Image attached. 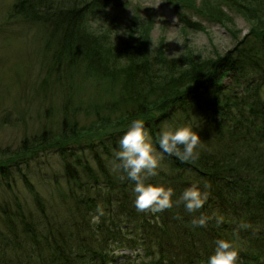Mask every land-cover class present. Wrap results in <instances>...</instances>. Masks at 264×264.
Wrapping results in <instances>:
<instances>
[{
	"label": "trees",
	"instance_id": "trees-1",
	"mask_svg": "<svg viewBox=\"0 0 264 264\" xmlns=\"http://www.w3.org/2000/svg\"><path fill=\"white\" fill-rule=\"evenodd\" d=\"M167 1L216 21L230 18L214 0ZM227 1L251 26L215 57L190 50L177 57L162 50L150 55L146 27L139 43L120 48L109 32L86 26L100 0L15 1L17 15L49 28V48L79 57L88 76L107 81L111 97L103 104L106 114L95 109L94 122L84 126L64 119L60 132L24 140L6 154V164L11 159V168H21L54 149L64 161L62 197L68 203L63 215L50 207L55 216L42 198L34 203L36 212L0 207V264H114V254L137 247L143 258L130 263L124 253L118 264H207L220 239L234 245L239 264H264V0ZM180 19L185 27L199 26L186 13ZM137 119L162 156L158 175L148 182L171 187L173 200L190 186L208 192L198 212H187L182 203L156 214L136 210L134 182L113 164L120 138ZM179 127L199 134V159L184 162L159 148L161 132ZM7 168L0 164V173ZM98 205L105 215L93 225ZM201 214L211 217L207 226L193 227ZM17 216L21 230L11 221Z\"/></svg>",
	"mask_w": 264,
	"mask_h": 264
},
{
	"label": "rangeland",
	"instance_id": "rangeland-1",
	"mask_svg": "<svg viewBox=\"0 0 264 264\" xmlns=\"http://www.w3.org/2000/svg\"><path fill=\"white\" fill-rule=\"evenodd\" d=\"M15 1L0 0V164L9 167L5 174L0 173V207L8 210L11 206L16 213L30 209L36 212L34 203L42 198L49 215L55 216L53 209L63 215L68 200L62 197L66 190L61 179L64 161L58 153L49 149L34 161L21 164V168H11L14 161L10 159L6 164L5 156L18 150L24 140L45 132H60L64 119L84 126L94 122L98 115L107 113L103 104L110 99V90L106 80L99 81L85 73V64L79 57L59 55L53 47L49 48V28L17 15ZM100 1L86 23L87 28L109 32L111 42L120 48L127 43L134 45L146 36L150 55L162 50L169 57H177L190 50L202 57H215L232 48L251 26L245 15L227 0H214L230 17L222 22L213 20L209 13L185 12L179 3L175 7L167 0H162L158 8L149 7L158 0ZM182 12L199 26H183ZM142 27L147 28L143 36ZM19 218L11 221L21 230ZM0 222L3 224L1 217ZM137 250L117 252L114 264L124 262V253L131 258L130 263L140 260L145 255L140 248Z\"/></svg>",
	"mask_w": 264,
	"mask_h": 264
},
{
	"label": "clouds",
	"instance_id": "clouds-1",
	"mask_svg": "<svg viewBox=\"0 0 264 264\" xmlns=\"http://www.w3.org/2000/svg\"><path fill=\"white\" fill-rule=\"evenodd\" d=\"M162 0H158L151 8H158ZM176 18L174 19V22ZM159 148L163 153L178 157L181 161L199 159L203 147L199 134L191 127H179L161 132L158 139ZM119 150L115 152L114 170L121 171L126 178L134 182V204L138 212L152 214L170 210L181 203L189 213L198 212L207 202L209 193L202 192L197 186L184 190L177 200H173L174 190L171 187L148 182L158 175L162 156L156 153L152 137L141 119L133 120L128 130L118 142ZM207 187V186H206ZM105 215L103 207L97 206L95 214L91 215L90 223L98 225ZM211 217L201 214L192 220L193 227H206ZM223 218L218 217L217 223ZM239 252L234 245L224 239L216 241L214 254L208 258L207 264H239Z\"/></svg>",
	"mask_w": 264,
	"mask_h": 264
}]
</instances>
